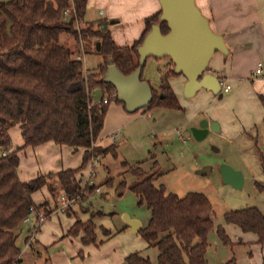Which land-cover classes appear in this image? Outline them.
I'll use <instances>...</instances> for the list:
<instances>
[{
  "label": "trees",
  "instance_id": "16d2710c",
  "mask_svg": "<svg viewBox=\"0 0 264 264\" xmlns=\"http://www.w3.org/2000/svg\"><path fill=\"white\" fill-rule=\"evenodd\" d=\"M86 6L87 0L0 2V152L11 146L8 130L15 126L21 130L23 145L20 149L47 142L74 151L82 149L84 154L79 168L56 174L69 200L80 194L81 180L76 179L75 174L91 157L88 151L94 148L109 105L108 101L104 104L103 99L114 92L110 84L99 82L106 72L108 60L124 76L135 71L139 59L136 49L151 25L158 22L160 14L159 11L145 19L144 31L137 41L120 47L110 32L94 28L95 22H86L79 30L75 28V24L84 22ZM67 9L69 14L63 16ZM161 32L168 33L164 23ZM63 34L71 35L77 45H81L83 54L90 53L92 44L99 42L98 55L102 63L95 72H87L74 51L60 43ZM175 76L179 75L174 74L170 63V67L160 73L159 89L152 90V100L145 110L157 107L182 111L169 83ZM96 90L100 91L99 102L92 99ZM112 101L122 105L116 97ZM260 101L264 106L263 97ZM109 147L111 152L107 149L102 152L114 155L115 146ZM94 152L98 154L99 148L95 147ZM16 153L0 156V264L20 262L16 228L30 214L47 212L45 206L35 205L31 198L46 186L45 177L20 182ZM153 166L156 168L158 164L154 162ZM129 168L130 174L137 179L129 190L150 212V219L139 234L148 246L157 249L156 264H207V235L213 228L212 209L207 198L200 193H188L178 198L167 193L163 186H156V177L147 175L139 166ZM124 187L125 182L117 186L119 195ZM223 219L242 233L254 234L257 243L264 245V216L257 208L225 213ZM78 225L75 223L69 233L77 236L79 229L89 231L82 242L85 245L94 243L92 223L79 225L75 231ZM216 232L222 244H231L222 227ZM125 260L127 264H152L139 253H133Z\"/></svg>",
  "mask_w": 264,
  "mask_h": 264
},
{
  "label": "rangeland",
  "instance_id": "374dc122",
  "mask_svg": "<svg viewBox=\"0 0 264 264\" xmlns=\"http://www.w3.org/2000/svg\"><path fill=\"white\" fill-rule=\"evenodd\" d=\"M5 1L7 0H0ZM97 11L95 8L87 9L84 22L75 24V28L78 30L84 28V23L94 20ZM59 40L62 45L70 47L76 58L81 60L82 47L77 45L71 35L63 34ZM89 50L92 51V46ZM84 55L83 67L87 72H91L100 59L91 53ZM161 60L156 62L160 64ZM148 68L145 67L144 71ZM152 73L157 76V68L154 67ZM112 93L104 97L107 98L108 104L110 103L109 109L114 103ZM100 97V93L92 96L93 102H99ZM206 107L210 114L220 112L214 105L208 104ZM201 117L188 124L181 112L157 107L128 113L126 118L121 120V124L117 123L118 118L115 115L107 116V125L102 128L94 143V148H99V153L95 154L94 148L91 147L88 151L91 157L81 170V173L83 172L81 177L80 171L75 174L76 179H83H80L81 191L79 196L74 198L73 210L70 208L64 211L66 214L74 211V215L66 217L62 213H57L51 217L59 211L58 199L60 200L61 193L56 188L59 181L54 174L41 176L46 179L48 191L45 190V193L52 200L37 205L45 206L46 213L39 211L36 215L30 214L27 216L29 222L22 221L16 228L15 232L18 235L16 243L21 253L20 262L17 264H41L46 256H41L39 262L37 259L29 258L32 247H26L23 239L25 232L29 233L33 227L36 231L39 228H46V232L60 231L65 229L69 218L82 226L91 222L97 244L103 246L112 244L120 248L136 247L142 258L156 264L157 249L146 247L140 234H131L129 229L125 228L128 225L126 217L142 223L143 228L150 219V212L145 205L139 204L138 198L129 190V187L137 182L130 174L129 167L136 166L147 175L156 177V186H163L167 193L178 198H183L188 193H200L207 198L212 209L213 223V228L207 235L205 255L207 264H264V245L256 242L255 235L242 233L238 227L226 224L223 219L225 213L252 207L257 208L264 216V124H260L246 135L235 138L224 132H210L204 139L196 140L192 135V125L199 124ZM105 131L119 133L120 136L112 142L107 137L109 133L106 136L101 135ZM110 145L115 146L114 155L102 152L105 149L111 152ZM2 152L11 153L9 149ZM154 162L158 164L156 168L153 166ZM95 163L97 165L92 166ZM222 166H228L241 173L243 184L239 189L223 182L220 176ZM92 167L93 174L87 177ZM87 179L91 186L90 191H87ZM122 182H125V187L119 195L117 186ZM41 195L42 192H37L34 201L39 200ZM62 195L65 196L64 193ZM81 206L85 210L81 209ZM41 214L45 215V221L40 224L36 217ZM79 225L75 227V231ZM218 227L224 229L231 244H222L216 232ZM88 232L79 229L78 235L83 234L84 238ZM104 232H110L115 238L107 242ZM120 264L127 263L122 261Z\"/></svg>",
  "mask_w": 264,
  "mask_h": 264
},
{
  "label": "crops",
  "instance_id": "0c3cea01",
  "mask_svg": "<svg viewBox=\"0 0 264 264\" xmlns=\"http://www.w3.org/2000/svg\"><path fill=\"white\" fill-rule=\"evenodd\" d=\"M196 5L209 19L211 29L215 33L224 35L229 53L227 56L215 53L210 60L208 72L214 74L220 82L228 84L230 89L216 96L211 92L200 90L192 99H186L182 94L184 78L182 76L171 77L170 86L182 108V111L178 112L185 115V122L188 124L202 116L199 124L192 125V130H202L200 126L205 125L204 133L197 132L198 139L193 136L196 140H202L213 132L209 128L213 122L216 124L213 126L216 132H224L231 138L246 135L260 124H264V106L260 101V97L264 98V0H196ZM89 8L98 9L94 20L89 23L95 22V28L99 31L110 32L113 41L120 47L130 46L137 41L144 31L145 19L160 11L157 0H87L86 10ZM99 12L102 14L99 15ZM98 51L99 42L95 41L90 53L97 55L100 60L91 72H95L102 63ZM84 59L83 54L82 62ZM158 60L161 59L148 58L141 72V79L146 81L154 91L159 89L160 73L170 67L171 63L168 58L161 60L160 64L156 62ZM259 65L261 73L255 75V70ZM145 67H149L147 71H144ZM154 67L158 70L157 76L152 73ZM97 93L100 91H94L92 96ZM114 103L112 108L107 109L103 127L107 125V116L115 115L118 118L117 123L121 124V120L125 119L128 114L122 105ZM208 104L214 105V108L216 107L220 112L210 114L207 112ZM108 133L105 131L101 135L106 136ZM111 134L114 133H109L107 137ZM8 135L11 141L9 151H17L19 165L16 172L22 183L40 176L52 174L56 176L59 172L77 169L79 164H82V149L74 151L70 147L56 145L53 142H47L34 148L20 149L23 141L19 126L9 129ZM90 172L91 169L87 177ZM82 173L80 171V177ZM87 183V191H90L91 186L88 179ZM56 188L61 193L59 196H63L60 184H57ZM45 190L48 191L47 186L37 191L42 192L40 201H34L37 192L32 194L31 198L35 205L52 200L47 197ZM59 202L58 199V205ZM81 209L85 210L82 206ZM57 213H62L66 217L74 215V211L71 214L57 211L51 217ZM69 219L65 229H60V231L46 232V228H39L34 234L29 258L37 259L39 262L41 256L46 255L41 264H120L122 261L126 262L127 256L140 252L136 247L120 248L112 244L109 246L97 244L96 236L94 243L85 245L82 242L83 234L74 236L69 233L75 223L71 221L72 218ZM125 220L135 221L136 223L131 226L128 224L125 228L129 229L131 234H139L140 229L143 228L142 223L128 217ZM104 234L107 242L115 238L110 232H104ZM28 236L29 233L25 232L23 236L25 242ZM146 247L150 246L146 243Z\"/></svg>",
  "mask_w": 264,
  "mask_h": 264
},
{
  "label": "water",
  "instance_id": "95a60500",
  "mask_svg": "<svg viewBox=\"0 0 264 264\" xmlns=\"http://www.w3.org/2000/svg\"><path fill=\"white\" fill-rule=\"evenodd\" d=\"M160 6L158 22L151 25L141 45L136 49L138 67L130 75L124 76L111 60H108L105 74L99 79L101 83L110 84L119 103L129 114L146 108L152 100V89L146 81L141 80V70L148 58H168L173 65V72L184 78L183 97L192 99L200 90L220 95V81L208 72L210 60L215 53L227 56L229 49L224 35L215 33L210 27L209 19L203 15L196 5V0H157ZM165 24L168 33L161 32V24ZM213 122L209 125L216 132ZM192 130L193 136L204 133ZM220 176L225 184L239 189L242 186L241 173L228 166H222ZM136 223L127 221V224Z\"/></svg>",
  "mask_w": 264,
  "mask_h": 264
},
{
  "label": "built area",
  "instance_id": "2783aa9c",
  "mask_svg": "<svg viewBox=\"0 0 264 264\" xmlns=\"http://www.w3.org/2000/svg\"><path fill=\"white\" fill-rule=\"evenodd\" d=\"M68 14H69V9H67V10H65L63 12V16H67ZM101 14H102V12H99V15H101ZM260 73H261V69H260V65H259V67L255 70L254 74L255 75H259ZM220 86H221L220 92H222V93L228 92L229 89H230V86L228 84H226L225 82H220ZM115 97H116V92H113L111 94V98L114 99ZM107 101H108L107 98L103 99V103L104 104H106ZM119 136H120V134L118 133V134H111L108 137H109L110 141L115 142V140ZM5 155H6L5 152L0 153V156H5ZM96 165L97 164L95 163V165H92V166H96ZM92 170H93V167H92L91 172H90L88 177H91V175L93 174ZM74 204H75V200L74 199L69 200L66 196H61L60 197V202H59V211L64 212L65 210H68V209L72 208L74 206ZM36 219H37L38 223L41 224V223H43L45 221V215L44 214L38 215L36 217ZM23 222H27L28 223L29 222L28 217H26L23 220ZM34 230L36 231V229L34 227L29 230V236H28V238L26 240V247L27 248L32 246L33 237H34L35 232H30V231H34Z\"/></svg>",
  "mask_w": 264,
  "mask_h": 264
}]
</instances>
